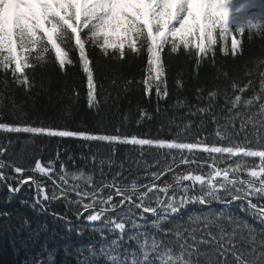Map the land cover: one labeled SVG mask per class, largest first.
<instances>
[{"label":"snow or ice","instance_id":"6c2138e0","mask_svg":"<svg viewBox=\"0 0 264 264\" xmlns=\"http://www.w3.org/2000/svg\"><path fill=\"white\" fill-rule=\"evenodd\" d=\"M254 37L264 40V0H0V75L4 76L0 83L7 86V78L11 76L16 85L31 88L29 70L47 64L50 59L61 71L78 62L87 81L88 106L96 107L97 86L88 51L91 46L103 56L119 60L129 53L144 54L146 69L141 81L144 94L148 97L154 94L159 102L169 96L166 55L182 52L193 60L194 70L198 72L205 62L215 65L219 54L241 55L244 40ZM259 66L264 68V61ZM222 75L231 79L227 71ZM177 85L182 87L183 82L178 79ZM230 87L231 93L224 92L222 103L219 88L196 89L194 107L218 125L215 135L219 141L227 142L221 146L203 140L185 143L135 134H96L0 121V130L6 133L46 134L180 152L179 162L175 157L172 164L164 162L163 167L151 173L149 184L132 181L130 186L122 185L119 172L110 181L101 179L98 184L82 169L69 174L61 162L57 173L55 161L45 163L41 159L34 161L30 172L0 159V183L7 186L10 195L19 193L25 184L35 185L34 209H43L51 201H64L69 207L75 206L77 217L87 212L84 217L87 222L103 225L94 230L106 242L99 253L96 249L89 251L92 257L97 254L104 257L106 264H200L201 256L228 254L233 259H225L222 264H264V233L258 234L245 219L221 212L190 216L187 224L172 223V217L189 203L235 201L243 213L264 225V135H259L264 132V71L260 72L258 91L251 80L241 84L232 79ZM249 91L252 95L246 96ZM176 103L180 107H193L186 100L178 99ZM216 108L225 120L223 126ZM241 116L244 118L239 131L247 133L251 128L258 140L253 141L247 134L238 139L236 120ZM139 118L152 117L146 109H140ZM197 151L208 153L213 162L201 164L193 156L183 155ZM5 152L0 146V156ZM225 155L238 160L220 167L217 160L222 161ZM245 158L253 161L248 163ZM161 163L157 161L158 165ZM202 167L210 170L201 172ZM6 169L15 175L10 176ZM245 173L246 178H241ZM36 174L52 181L50 194ZM69 176L72 181L83 180V187L70 183ZM125 207L127 212H123ZM131 209L137 212L132 213ZM9 215L0 212V216ZM105 230L115 238L109 240ZM126 241L134 244L131 259L120 251ZM199 245H208L211 253L201 252ZM205 264H221V261L208 258Z\"/></svg>","mask_w":264,"mask_h":264},{"label":"trees","instance_id":"16d2710c","mask_svg":"<svg viewBox=\"0 0 264 264\" xmlns=\"http://www.w3.org/2000/svg\"><path fill=\"white\" fill-rule=\"evenodd\" d=\"M96 80L98 105L89 107L87 102V81L79 63L69 66L61 71L52 61L43 66L29 70L32 78V87L25 88L12 82L8 76V84L0 83V121L20 125L48 126L58 129H71L90 131L96 134L137 135L141 138L177 139L180 142L206 141L217 146L226 145V141H219L215 135L218 125L211 121L209 116L196 111V89L206 91L219 88L223 102V94L231 93V80L235 79L241 84L249 80L253 87L259 90L260 72L264 71L259 65L264 61V40L254 37L245 39L243 52L236 57L217 55L215 65L205 62L194 70V62L182 52L180 54L165 56L167 60V85L169 96L166 100L157 101L153 94L148 97L144 94L141 83L146 69V56L131 53L119 60L103 56L97 48L88 47ZM167 52V48L165 49ZM224 71L229 73L231 79H225ZM183 86L177 85V80ZM4 76L0 75V81ZM131 81V84H126ZM252 95V91L245 94ZM186 100L193 107L187 105L180 107L176 101ZM206 101L201 102V106ZM140 109H146L151 119H140ZM220 126L225 120L219 115L216 108ZM236 120L239 138L248 135L256 141L259 136L251 128L245 132L239 131L241 119ZM139 120V122H137ZM259 135H264L261 132ZM0 146L6 149L0 159L18 164L30 172L36 159L47 163L56 162L57 173L61 162L66 165L69 174L77 173L81 169L86 175H91L96 183L101 179L110 181L116 173H122L120 182L130 186L132 181L140 185L151 182V173L164 166V162L172 164L173 157L179 162L181 153L168 149H157L152 146H139L131 144L108 145L99 141H84L79 138H61L28 133H6L0 130ZM193 156L201 164H211L213 157L208 153L197 151ZM219 156V154H213ZM248 163L253 158H245ZM238 160L237 157H223L217 160L220 167ZM161 161V164H157ZM243 163V161H241ZM259 163L258 159L255 160ZM122 165V167H121ZM176 167V165H172ZM234 166V165H233ZM193 168L196 165H192ZM181 171L184 166H181ZM210 169L202 167L201 172ZM10 176L15 175L11 169H6ZM43 185H47L49 194L53 189L52 181L47 177H40ZM241 178H246V173ZM170 179V177H169ZM83 187L84 181H72ZM12 181L10 180L9 183ZM34 186L24 185L21 191L10 195L4 183H0V212L9 213V216H0V264H106L105 258L97 254L92 257L90 249L97 253L106 242L101 238L99 231L103 225H91L86 222L87 213L77 217L75 206L69 207L64 201H51L44 208H33ZM86 190V189H85ZM163 198V197H161ZM118 200L119 197H116ZM223 201H212L206 205L189 203L181 212L172 217L173 224L189 222L190 216H210L223 212L225 215H234L247 220L257 230L264 233L261 225L250 216L243 213L237 202L223 206ZM81 211H83L81 209ZM125 207L123 212H127ZM136 213V209H131ZM122 212H117V215ZM68 221H71L69 223ZM171 226V225H167ZM104 235L109 239L115 235L105 230ZM190 243H194L190 241ZM132 242H125L120 250L129 259ZM201 252H210L208 245H199ZM208 258L222 262L231 261V254L225 256L212 255L199 257L200 264H205Z\"/></svg>","mask_w":264,"mask_h":264}]
</instances>
